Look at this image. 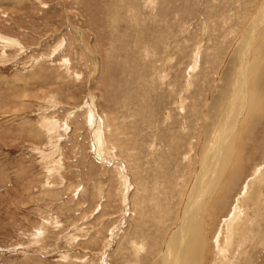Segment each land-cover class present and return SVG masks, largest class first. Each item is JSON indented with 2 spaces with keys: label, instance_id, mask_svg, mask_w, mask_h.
I'll use <instances>...</instances> for the list:
<instances>
[{
  "label": "rangeland",
  "instance_id": "obj_1",
  "mask_svg": "<svg viewBox=\"0 0 264 264\" xmlns=\"http://www.w3.org/2000/svg\"><path fill=\"white\" fill-rule=\"evenodd\" d=\"M263 13L0 0V264H170L226 133L193 264H264Z\"/></svg>",
  "mask_w": 264,
  "mask_h": 264
},
{
  "label": "bare ground",
  "instance_id": "obj_2",
  "mask_svg": "<svg viewBox=\"0 0 264 264\" xmlns=\"http://www.w3.org/2000/svg\"><path fill=\"white\" fill-rule=\"evenodd\" d=\"M263 15H264V13H263ZM244 81H246V80H244ZM237 88H239V87H237ZM245 106H246V104L243 103L241 108L240 109L238 108L239 113L238 112L237 113L239 114V116H241L243 114V112L245 110ZM249 107H251L250 109L254 108L253 103ZM238 114H235V116ZM235 116H233V118ZM232 121H233V119H232ZM236 124L237 123H236V119H235L234 122L232 123V127L234 125L236 126ZM235 128L236 127L231 128V131L233 132ZM227 134L228 133L225 134L224 138H222L221 136H218V138L220 139L219 140L220 142H218L216 149H212L214 151H213L212 155L210 156L211 158L209 159V157H208L209 162L207 161L208 162L207 166L204 167V170L203 169L201 170L202 173H205V174H203L202 177L200 176L203 179V181L201 183L198 182V184H197L198 186H196L197 192L198 191L199 192H198V195H196L194 197L195 199L193 201V203H194L193 207L195 209H193L192 205H190L192 208H189L188 210H186L182 220L179 222L177 229L172 232L174 234L170 235L171 238H169L167 246L165 248V252H167L168 250L170 252L171 249L173 250V258H172L170 264H193L194 261L196 260V258L201 253L200 249H201V244L203 243L202 236H203V233L205 231V227L203 228V230H201V222H202V224H204L203 222H204L205 218L204 219L202 218L204 211L201 213V211L203 210V207H201V205H200L201 208L197 207L198 201L200 198H202L204 191H205V188L206 189L208 188L209 183H214L216 181V179L220 178L221 172H223L222 170L226 164V155H227V149L224 147V142L226 139L229 138V137H227L228 136ZM230 134H231V132H230ZM230 134H229V136H230ZM200 177H199V179H200ZM168 259L169 260L171 259L170 256L168 257Z\"/></svg>",
  "mask_w": 264,
  "mask_h": 264
}]
</instances>
